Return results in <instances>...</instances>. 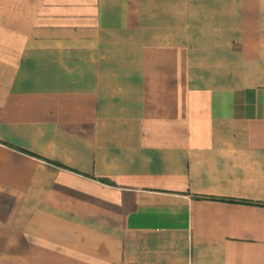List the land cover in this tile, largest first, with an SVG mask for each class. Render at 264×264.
<instances>
[{
  "label": "crops",
  "instance_id": "1",
  "mask_svg": "<svg viewBox=\"0 0 264 264\" xmlns=\"http://www.w3.org/2000/svg\"><path fill=\"white\" fill-rule=\"evenodd\" d=\"M0 264H264V0H0Z\"/></svg>",
  "mask_w": 264,
  "mask_h": 264
},
{
  "label": "rangeland",
  "instance_id": "2",
  "mask_svg": "<svg viewBox=\"0 0 264 264\" xmlns=\"http://www.w3.org/2000/svg\"><path fill=\"white\" fill-rule=\"evenodd\" d=\"M0 197L1 198H3V200L4 199H7V203L9 204V203H11V204H15L14 203V198L12 199V197L11 196H9V195H6V194H2V195H0ZM7 203H6V206L5 205H3L2 207H0V216L1 217H6V216H8L9 215V211H10V208H9V206L7 205Z\"/></svg>",
  "mask_w": 264,
  "mask_h": 264
}]
</instances>
